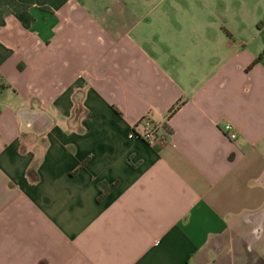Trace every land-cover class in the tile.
<instances>
[{
  "label": "crops",
  "instance_id": "obj_1",
  "mask_svg": "<svg viewBox=\"0 0 264 264\" xmlns=\"http://www.w3.org/2000/svg\"><path fill=\"white\" fill-rule=\"evenodd\" d=\"M0 264H264V0H0Z\"/></svg>",
  "mask_w": 264,
  "mask_h": 264
},
{
  "label": "built area",
  "instance_id": "obj_2",
  "mask_svg": "<svg viewBox=\"0 0 264 264\" xmlns=\"http://www.w3.org/2000/svg\"><path fill=\"white\" fill-rule=\"evenodd\" d=\"M221 130L230 140H234L236 138V134L233 132V127L230 123H224L221 126ZM161 133L166 134V132L161 127H142L141 131L134 130L128 134V137L136 135L145 142H153L158 137H160V135H162Z\"/></svg>",
  "mask_w": 264,
  "mask_h": 264
},
{
  "label": "rangeland",
  "instance_id": "obj_3",
  "mask_svg": "<svg viewBox=\"0 0 264 264\" xmlns=\"http://www.w3.org/2000/svg\"><path fill=\"white\" fill-rule=\"evenodd\" d=\"M142 122V121H141ZM144 124V123H143ZM144 127H146V128H148V127H156V125H152V126H147V125H143V128ZM159 127H161L162 129H163V127L162 126H159ZM164 130V129H163ZM165 132H166V130H164ZM167 133V132H166Z\"/></svg>",
  "mask_w": 264,
  "mask_h": 264
},
{
  "label": "trees",
  "instance_id": "obj_4",
  "mask_svg": "<svg viewBox=\"0 0 264 264\" xmlns=\"http://www.w3.org/2000/svg\"><path fill=\"white\" fill-rule=\"evenodd\" d=\"M174 111V109H171L170 110V113H172ZM102 188V186L101 185H99V190Z\"/></svg>",
  "mask_w": 264,
  "mask_h": 264
}]
</instances>
